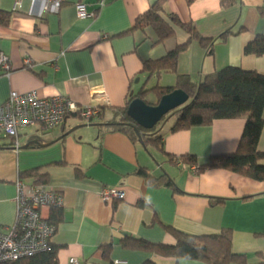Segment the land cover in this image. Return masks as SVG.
Segmentation results:
<instances>
[{"label": "crops", "instance_id": "obj_1", "mask_svg": "<svg viewBox=\"0 0 264 264\" xmlns=\"http://www.w3.org/2000/svg\"><path fill=\"white\" fill-rule=\"evenodd\" d=\"M16 1L0 0V56L8 62L7 71L0 67V107L12 92H36L103 113L90 123L69 116L50 131L32 125L20 131L19 149L0 134V232L15 223L16 182L35 184L24 174L37 171L63 198L61 209L42 210L55 225L49 222L55 231L48 253L55 249L56 264H206L124 246L130 239L174 245L167 228L192 236L228 230L232 254L243 256L245 264H264V182L220 168L198 171L210 157L237 151L245 119L170 131L173 125L160 126L169 112L155 126L158 147L147 148L109 125L119 121L117 110L140 96L156 104L163 96L157 100L151 90L175 87L177 76L198 83L227 67L264 75V55L244 54L249 42L264 35V0H232L228 7L221 0H19L14 8ZM54 1L61 4L57 10ZM78 4L94 17L78 18ZM155 4L172 28L158 44L150 28L131 31ZM173 18L193 27L198 38L212 40V51L190 39ZM188 41L175 73L144 72V62L160 60ZM162 75L171 79L165 86L159 85ZM262 117L261 152L264 110ZM186 156L196 164L183 163ZM105 188L121 190L125 198L105 203Z\"/></svg>", "mask_w": 264, "mask_h": 264}, {"label": "trees", "instance_id": "obj_2", "mask_svg": "<svg viewBox=\"0 0 264 264\" xmlns=\"http://www.w3.org/2000/svg\"><path fill=\"white\" fill-rule=\"evenodd\" d=\"M186 1L190 4L195 0ZM231 2L232 0H221L224 7L230 6ZM159 11L160 4H155L136 20L131 31L136 29L143 31L150 28L156 34V43L163 42L172 35V28L159 16ZM262 14L264 15L263 12ZM173 21L190 35V39L197 38L200 45L208 53L212 51V40L198 38L193 27L182 24L177 18ZM188 44L189 41L178 46L160 60L144 62V72L150 77H159L167 72L175 73L178 57L186 50ZM244 54L258 57L264 55V35H258L249 42L244 48ZM176 89L185 92L189 96V101L168 114V116H175L170 131L211 125L216 120L245 119V126L237 151L210 157L206 165L198 167V171L220 168L258 183L264 182V151L257 150L263 128L264 75L227 67L205 77L198 83L192 82L188 77L177 76L175 87H156L151 91H154L157 100H159L162 96ZM128 105L129 103L124 108L117 110L119 121L109 125L118 128L132 141H137L140 138L141 144L145 148L149 146L158 147L161 138L155 136L157 134L156 127L152 130L136 127L126 115ZM102 113L103 109L101 108L98 119ZM135 128L138 133L134 131ZM181 159L183 163L189 166L196 164L192 157L186 156ZM24 176L34 177L37 180L36 183L46 184L43 178L38 176L37 171L29 172ZM222 203L223 200L214 199V204ZM54 212H59V210H54ZM167 231L175 240L174 245H159L144 240L130 239L124 242V246L161 254L176 260H192L206 264H245L243 256L234 255L230 252L231 233L228 230H222L217 235L208 236L187 235L172 228H167ZM54 250L50 253L38 254L9 264H43L44 262L56 264Z\"/></svg>", "mask_w": 264, "mask_h": 264}, {"label": "built area", "instance_id": "obj_3", "mask_svg": "<svg viewBox=\"0 0 264 264\" xmlns=\"http://www.w3.org/2000/svg\"><path fill=\"white\" fill-rule=\"evenodd\" d=\"M99 6H103L100 1ZM20 5L15 2L14 8ZM59 1L52 3L53 10L60 6ZM78 18H93L84 6L76 5ZM5 56H0V67L8 70ZM99 110L93 107H80L65 97L40 98L36 92L18 94L12 92L5 104L0 107V134L12 140L13 147L19 149L20 131L40 125L50 131L62 126L69 116H76L87 123L97 119ZM177 161L182 162L178 158ZM16 218L14 226L7 232H0V264H9L22 258L45 254L51 250V238L55 228L42 216L44 209H61L62 195L47 184L26 185L22 180L16 182ZM103 202L122 201L125 193L115 188H105L100 192ZM71 264H77L71 260Z\"/></svg>", "mask_w": 264, "mask_h": 264}, {"label": "water", "instance_id": "obj_4", "mask_svg": "<svg viewBox=\"0 0 264 264\" xmlns=\"http://www.w3.org/2000/svg\"><path fill=\"white\" fill-rule=\"evenodd\" d=\"M189 101V96L182 90H174L163 96L156 104L147 105L141 99H134L127 106L126 115L144 130H152L161 119L169 112L185 105ZM138 133L137 129H134ZM139 141L141 142L140 138Z\"/></svg>", "mask_w": 264, "mask_h": 264}, {"label": "rangeland", "instance_id": "obj_5", "mask_svg": "<svg viewBox=\"0 0 264 264\" xmlns=\"http://www.w3.org/2000/svg\"><path fill=\"white\" fill-rule=\"evenodd\" d=\"M159 79H160L159 80V85H163V86L166 85V84H163V83H166L165 82L166 80H168V79L171 80L169 77H165L164 78L163 75ZM152 80H153V78L150 79L148 85H150L152 83ZM161 88H163V87H161ZM154 100H155L154 97H149V98L146 99V101H152V102H154ZM174 121H175V116L172 115V116L168 117V119L165 122L161 123L160 126H162V125H166V126L173 125L174 124Z\"/></svg>", "mask_w": 264, "mask_h": 264}]
</instances>
